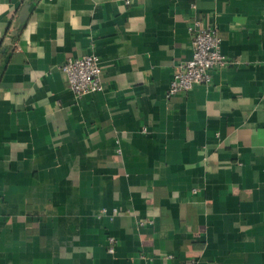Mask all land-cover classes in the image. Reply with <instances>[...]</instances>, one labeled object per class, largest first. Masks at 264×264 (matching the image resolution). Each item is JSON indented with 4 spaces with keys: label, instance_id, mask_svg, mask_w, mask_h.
<instances>
[{
    "label": "crops",
    "instance_id": "obj_1",
    "mask_svg": "<svg viewBox=\"0 0 264 264\" xmlns=\"http://www.w3.org/2000/svg\"><path fill=\"white\" fill-rule=\"evenodd\" d=\"M196 21L234 63L168 98ZM0 264H264V0H0Z\"/></svg>",
    "mask_w": 264,
    "mask_h": 264
},
{
    "label": "built area",
    "instance_id": "obj_2",
    "mask_svg": "<svg viewBox=\"0 0 264 264\" xmlns=\"http://www.w3.org/2000/svg\"><path fill=\"white\" fill-rule=\"evenodd\" d=\"M190 30L193 32V57L178 66L167 93L168 98L185 95L197 85H209L213 72H222L234 63L221 51L217 27L196 21L190 26ZM61 70L66 76L69 89L77 97L104 90L100 58L93 53L69 59L61 66ZM102 212L109 213L108 209H103ZM119 213L115 208L109 216L115 217ZM108 244V252L114 254L117 239L110 236Z\"/></svg>",
    "mask_w": 264,
    "mask_h": 264
}]
</instances>
